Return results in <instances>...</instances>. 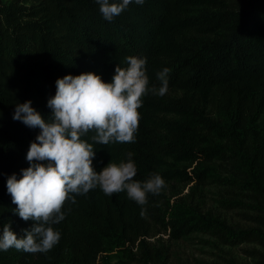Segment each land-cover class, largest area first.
<instances>
[{
    "label": "trees",
    "instance_id": "1",
    "mask_svg": "<svg viewBox=\"0 0 264 264\" xmlns=\"http://www.w3.org/2000/svg\"><path fill=\"white\" fill-rule=\"evenodd\" d=\"M128 55L147 58L150 85L159 86L156 72L169 67L167 93L143 97L135 142L99 144L92 132L83 138L96 148L97 171L132 151L134 178L155 172L166 186L149 194L145 215L126 192L108 196L97 187L77 195L54 225L58 244L46 253L0 251V264H163L171 252L151 240L155 229L174 238L207 234L230 246L252 242L258 248L249 256L264 264V0H145L111 22L96 0H0V229L10 222L24 235L34 223L13 212L6 189L7 177L29 166L26 153L40 131L12 118L15 103L30 99L47 118L57 78L94 71L111 81ZM222 163L232 166L229 176L218 171ZM168 181L243 192L247 203L217 202L250 208L255 225L201 211ZM113 244L125 260H108Z\"/></svg>",
    "mask_w": 264,
    "mask_h": 264
},
{
    "label": "clouds",
    "instance_id": "2",
    "mask_svg": "<svg viewBox=\"0 0 264 264\" xmlns=\"http://www.w3.org/2000/svg\"><path fill=\"white\" fill-rule=\"evenodd\" d=\"M102 17L111 22L133 3L145 0H96ZM125 67L118 63L111 81L94 71L68 73L55 81L56 91L47 100L51 114L46 118L32 100L15 103L12 118L30 128H39L26 153L29 166L7 177L6 189L16 205L13 212L34 223L18 235L11 223L0 229V251L10 248L25 252H48L61 239L54 227L65 218L66 202L75 203L99 187L106 195L126 192L146 214L149 194H159L166 181L159 173L144 180L134 177V153L127 151L118 162L110 160L99 171L93 165L96 155L91 140L99 144L132 143L137 139L139 109L148 94L163 96L169 88L167 66L156 72L159 86L149 82L147 58L128 55Z\"/></svg>",
    "mask_w": 264,
    "mask_h": 264
},
{
    "label": "rangeland",
    "instance_id": "3",
    "mask_svg": "<svg viewBox=\"0 0 264 264\" xmlns=\"http://www.w3.org/2000/svg\"><path fill=\"white\" fill-rule=\"evenodd\" d=\"M170 94H174V92L171 91ZM232 169V166L225 163L219 164L218 167L222 176H229ZM167 186L173 192L177 191L185 195L187 200L201 211H211L231 225L242 227L255 225L248 219V216L254 213L250 208L229 210L217 202L220 197H232L246 203L249 202L248 196L239 190H235L236 194H231L230 188L219 183L204 185L196 190L176 181H168ZM151 240L157 246L162 244L169 246L171 254L163 264H229L230 260L240 264H255L248 251L258 248L252 242H243L235 246L225 245L215 237L202 233H192L182 238H174L167 232L158 229L153 231ZM115 247L113 244L104 251L108 260L112 263L119 259L125 260L122 253Z\"/></svg>",
    "mask_w": 264,
    "mask_h": 264
}]
</instances>
